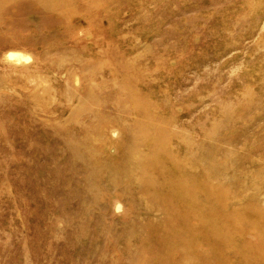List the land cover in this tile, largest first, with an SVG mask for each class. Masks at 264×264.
<instances>
[{
    "label": "rangeland",
    "instance_id": "rangeland-1",
    "mask_svg": "<svg viewBox=\"0 0 264 264\" xmlns=\"http://www.w3.org/2000/svg\"><path fill=\"white\" fill-rule=\"evenodd\" d=\"M263 214L264 0H0V264H264Z\"/></svg>",
    "mask_w": 264,
    "mask_h": 264
},
{
    "label": "bare ground",
    "instance_id": "bare-ground-1",
    "mask_svg": "<svg viewBox=\"0 0 264 264\" xmlns=\"http://www.w3.org/2000/svg\"><path fill=\"white\" fill-rule=\"evenodd\" d=\"M81 4H82V3H81ZM146 128H147V127H146ZM146 130H147V129H146ZM160 134H161V132H160ZM164 138H165V137H164ZM158 146H159V145H158ZM156 147H157V145H156ZM165 155H166V154H165ZM165 157H166V156H165ZM174 158H175V157H174ZM182 159H183V158H182ZM177 160H178V159H177ZM182 161H183V160H182ZM159 163H160V162H159ZM183 163L187 164L186 161H183ZM161 165H163V164H160V166H161ZM187 165H188V164H187ZM170 167H171V166H170ZM180 167H182V166H180ZM190 168H191V167H190ZM169 170H170V169H169ZM179 171H180V170H179ZM163 173H164V172H163ZM172 174H173V173H172ZM171 176H172V175H171ZM171 176H170V177H171ZM166 177H167V176H166ZM168 185H169V184H168ZM163 190H164V189H163ZM171 193H173V192H171ZM174 195H175V193H174ZM197 195H198V193H197ZM174 199H175V198H174ZM175 201H176V200H175ZM183 201H184V200H183ZM191 201H192V200H191ZM193 201H194V200H193ZM196 201H197V200H196ZM176 202H177V201H176ZM180 203H181V202H180ZM194 203H196V202L194 201ZM178 206H179V205H178ZM189 209H190V212H191V209L194 211V208H190V207H189ZM189 209H188V210H189ZM178 210H179V209H178ZM196 212H197V211H196ZM188 213H189V211H188ZM197 214H198V213H197ZM259 214H261V213H259ZM230 216H231V215H230ZM263 216H264V214H263ZM187 217H188V216H187ZM198 217H199V216H198ZM198 217H197V218H198ZM201 218H202V217H201ZM263 219H264V218H263ZM263 219H262V221H263ZM189 220H190V219H189ZM202 221H204L203 218H202ZM205 221H206V220H205ZM163 222H164V221H163ZM189 222H190V221H189ZM259 222H260V221H259ZM164 223H165V222H164ZM190 223H191V222H190ZM207 223H208V221H207ZM203 224H204V223H203ZM203 224H202V225H203ZM215 224H216V223H215ZM211 225L213 226V224H211ZM211 225H210V226H211ZM207 226H208V225H207ZM210 226H208V228H209ZM216 226H217V225H216ZM192 228H193V227H192ZM212 228H213V227H212ZM215 228H216V227H215ZM221 228H223V226L220 227V229H221ZM228 228H229V227H228ZM202 229L204 230L203 227H202ZM190 230H191V229H190ZM195 230H197V229H195ZM221 230H222V229H221ZM192 231H193V230H192ZM212 231H214V230H212ZM225 231H226V230H225ZM263 231H264V230H263ZM169 232H170V231H169ZM201 232H203V231L201 230ZM176 233H178V232H176ZM204 233H206V232H204ZM210 233H211V232H210ZM220 233H221V232H220ZM225 233H226V232H225ZM227 233L229 234L228 230H227ZM197 234H198V233H197ZM212 234H213V233H212ZM218 234H219V233H218ZM223 234H224V232H223ZM202 235H203V234H202ZM215 235H216V234H215ZM215 235H212V237L214 236V238H215V240H216V242H217V239H218L220 236L217 237V239H216V236H215ZM229 235H230V234H229ZM222 236H223V235H222ZM232 236H233V235H232ZM223 237H224V236H223ZM225 237H226V236H225ZM225 237H224V239H226ZM230 237H231V236H230ZM221 238H222V237H221ZM219 239H220V238H219ZM219 239H218V240H219ZM228 239H229V240H230V239L232 240V238H229V237H228ZM175 240H176V239H175ZM201 240H202V239H201ZM209 240H210V239H209ZM222 240H223V238H222ZM222 240H221V241H222ZM232 241H233V240H232ZM234 242H236V241H234ZM170 243H171V242H170ZM177 244H178V243H177ZM179 244H180V243H179ZM261 244H262V243H261ZM211 246H212V244H211ZM213 248H215V247H213ZM262 248H264V247H262ZM240 252H241V251H240ZM245 252L247 253V251H244V253H245ZM262 252H263V251H262ZM241 253H243V251H242ZM241 253H240V254H241ZM213 254H214V253H213ZM237 254H239V253H237ZM246 255H247V254H245V256H246ZM258 255H259V254H258ZM261 255H262V254H261ZM261 255H260V256H261ZM241 257L243 258L244 256L242 255ZM250 257H251V256H250ZM261 257H262V256H261ZM263 257H264V255H263ZM214 258H215V257H214ZM214 258H213V259H214ZM251 258H252V257H251ZM199 259H201V258L199 257ZM222 259H223V258H222ZM245 259H248V257H247V258L245 257ZM214 260H215V259H214ZM216 260H218V258H217ZM219 260H220V259H219ZM219 260H218V261H219ZM227 260H228V259H227ZM223 261H224V260H223ZM223 261H222V263H223ZM197 263H198V262H197ZM208 263H209V262H207V264H208ZM215 263H216V262H215ZM222 263H221V264H222ZM227 263H228V262H227ZM195 264H196V263H195Z\"/></svg>",
    "mask_w": 264,
    "mask_h": 264
}]
</instances>
